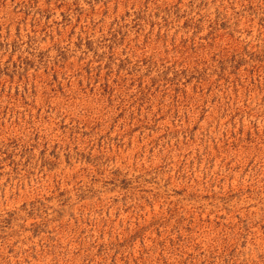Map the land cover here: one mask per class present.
<instances>
[{"label":"rangeland","instance_id":"rangeland-1","mask_svg":"<svg viewBox=\"0 0 264 264\" xmlns=\"http://www.w3.org/2000/svg\"><path fill=\"white\" fill-rule=\"evenodd\" d=\"M0 264H264V0H0Z\"/></svg>","mask_w":264,"mask_h":264}]
</instances>
